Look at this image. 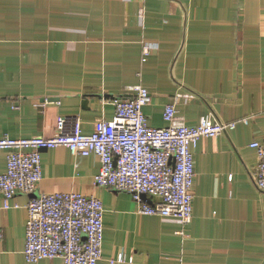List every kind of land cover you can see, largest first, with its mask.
Segmentation results:
<instances>
[{
  "label": "crops",
  "instance_id": "obj_1",
  "mask_svg": "<svg viewBox=\"0 0 264 264\" xmlns=\"http://www.w3.org/2000/svg\"><path fill=\"white\" fill-rule=\"evenodd\" d=\"M145 42L154 50L142 62ZM135 85L150 93L151 127L170 125L174 102L175 125L251 117L194 148L192 221L141 214L130 193L95 185L98 156L63 146L41 152L39 191L102 201L98 264L120 253L128 261L118 264H264V192L250 146L264 138V0H0V138L52 137L60 117H78L92 134ZM7 156L0 150V173ZM29 200L19 193L5 209L0 193V264H66L26 260Z\"/></svg>",
  "mask_w": 264,
  "mask_h": 264
},
{
  "label": "built area",
  "instance_id": "obj_2",
  "mask_svg": "<svg viewBox=\"0 0 264 264\" xmlns=\"http://www.w3.org/2000/svg\"><path fill=\"white\" fill-rule=\"evenodd\" d=\"M153 50V45L143 43L142 62ZM129 89L134 95L117 99L114 117L98 120L92 134L83 132L78 117H60L52 137L0 138V150L8 151L7 170L0 173L4 208L11 207L10 201L19 193L30 196L24 249L28 262L62 258L66 264H98L103 258L102 201L94 195L39 191L43 150L63 146L74 155L98 156L101 167L95 176L96 186L130 193L141 214L175 217L187 225L193 218L194 148L198 141L218 137L251 119L224 122L206 115L194 126L175 125L178 111L174 102L164 112L170 125L151 127L143 110L151 100L149 91L142 85ZM250 146L258 153L255 181L264 192V138ZM142 195L158 200L150 203ZM3 241L0 224V254ZM127 261V255L120 253L110 264Z\"/></svg>",
  "mask_w": 264,
  "mask_h": 264
},
{
  "label": "water",
  "instance_id": "obj_3",
  "mask_svg": "<svg viewBox=\"0 0 264 264\" xmlns=\"http://www.w3.org/2000/svg\"><path fill=\"white\" fill-rule=\"evenodd\" d=\"M143 199L144 200H147L148 202H151L149 199H148V196L147 195H142Z\"/></svg>",
  "mask_w": 264,
  "mask_h": 264
}]
</instances>
